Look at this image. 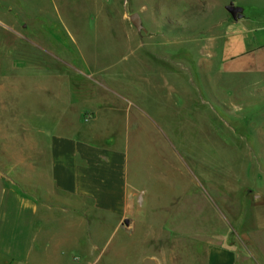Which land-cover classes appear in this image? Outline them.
Listing matches in <instances>:
<instances>
[{
	"label": "rangeland",
	"instance_id": "rangeland-1",
	"mask_svg": "<svg viewBox=\"0 0 264 264\" xmlns=\"http://www.w3.org/2000/svg\"><path fill=\"white\" fill-rule=\"evenodd\" d=\"M229 2L0 0V189L22 190L16 158L37 171L57 133L118 145L145 200L118 231L58 216L70 239L42 233L15 264H203L213 241L262 263L264 67L224 69ZM234 5L264 27V0Z\"/></svg>",
	"mask_w": 264,
	"mask_h": 264
},
{
	"label": "crops",
	"instance_id": "crops-1",
	"mask_svg": "<svg viewBox=\"0 0 264 264\" xmlns=\"http://www.w3.org/2000/svg\"><path fill=\"white\" fill-rule=\"evenodd\" d=\"M242 23L235 21L227 26L226 71H256L264 67V27L248 28ZM43 156L37 171L31 168L28 153L16 158L21 163L22 190L0 189V256L8 264L25 263L42 233H58L57 239L69 240L70 231L62 235L55 232L53 220L78 209H84L86 216L98 212L105 221L118 217L116 231L122 229V221H132L134 228L133 218L145 201L141 195L144 191L128 182L127 157L118 145L50 133ZM8 174L18 183L14 173ZM114 233L109 234L110 238ZM261 259L258 264H264V257ZM249 263V258L231 244L207 243L203 264Z\"/></svg>",
	"mask_w": 264,
	"mask_h": 264
},
{
	"label": "water",
	"instance_id": "water-1",
	"mask_svg": "<svg viewBox=\"0 0 264 264\" xmlns=\"http://www.w3.org/2000/svg\"><path fill=\"white\" fill-rule=\"evenodd\" d=\"M225 10L230 15L233 21H238L243 18V9L239 6H235L234 0H230L229 4L225 6ZM128 18L129 22L138 32H145V29L141 25V19L138 14H131Z\"/></svg>",
	"mask_w": 264,
	"mask_h": 264
}]
</instances>
